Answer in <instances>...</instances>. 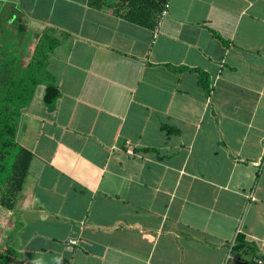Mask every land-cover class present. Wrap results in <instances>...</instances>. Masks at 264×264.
I'll use <instances>...</instances> for the list:
<instances>
[{
    "label": "crops",
    "instance_id": "0c3cea01",
    "mask_svg": "<svg viewBox=\"0 0 264 264\" xmlns=\"http://www.w3.org/2000/svg\"><path fill=\"white\" fill-rule=\"evenodd\" d=\"M16 39L21 66L46 41L48 82L20 119L23 191L0 206L9 264L264 257V0H171L155 28L90 0H0V46Z\"/></svg>",
    "mask_w": 264,
    "mask_h": 264
},
{
    "label": "trees",
    "instance_id": "16d2710c",
    "mask_svg": "<svg viewBox=\"0 0 264 264\" xmlns=\"http://www.w3.org/2000/svg\"><path fill=\"white\" fill-rule=\"evenodd\" d=\"M166 2L167 0H90V5L99 9L109 7L115 14L125 19L155 28ZM47 57L46 41L43 40L35 49V54L22 72L19 81H9L7 92L0 100V206L9 211L14 210L23 191L33 158V153L18 141L20 119L23 109L33 101L37 88L41 85ZM1 71L6 73L7 68L1 67ZM200 75V83L208 88L206 76L202 72ZM59 98V89L54 85H47L43 96L44 104L52 108ZM11 154L13 160L9 164L7 160ZM237 242L233 249L237 253L245 255L254 247L243 236H239ZM259 257L264 258L256 256ZM254 260L244 264H254ZM0 264H9L8 256L3 253H0Z\"/></svg>",
    "mask_w": 264,
    "mask_h": 264
},
{
    "label": "rangeland",
    "instance_id": "374dc122",
    "mask_svg": "<svg viewBox=\"0 0 264 264\" xmlns=\"http://www.w3.org/2000/svg\"><path fill=\"white\" fill-rule=\"evenodd\" d=\"M13 30L19 36L20 33H18L17 29H13ZM12 35H14L13 32L10 34V36ZM18 40L17 39L11 40L10 44L4 42V45L2 44L0 46V100L4 97L5 93L7 92V83L12 80H17V76L20 79L22 72L26 69L25 64H23L24 62L22 63L23 64L22 66L19 65V59L17 53L19 52L20 49L18 47V42H19ZM33 44H34V40H32L30 46H33ZM7 57H9V59H7ZM1 58L7 59V61L3 62ZM1 67H6L7 72L6 73L2 72ZM8 70L10 71L9 74L7 75ZM47 82L48 81L42 79L41 83H47ZM38 90L39 88H37V91ZM12 160H13V154L9 156L7 163L11 164ZM233 261L234 260L227 261L225 264H234Z\"/></svg>",
    "mask_w": 264,
    "mask_h": 264
},
{
    "label": "built area",
    "instance_id": "2783aa9c",
    "mask_svg": "<svg viewBox=\"0 0 264 264\" xmlns=\"http://www.w3.org/2000/svg\"><path fill=\"white\" fill-rule=\"evenodd\" d=\"M170 1L171 0H167V2L165 3L164 10L161 13V18H164L165 16H167V14L169 12V8H170ZM78 243H79V239H71L68 242L69 250L73 251L74 248L78 245ZM229 259H230V256H229ZM254 264H264V258H262V257L256 258L254 260Z\"/></svg>",
    "mask_w": 264,
    "mask_h": 264
}]
</instances>
